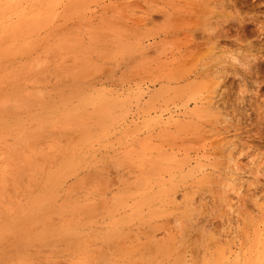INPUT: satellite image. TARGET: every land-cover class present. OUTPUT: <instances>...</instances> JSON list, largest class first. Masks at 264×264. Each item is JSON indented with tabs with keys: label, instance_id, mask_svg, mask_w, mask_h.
Returning a JSON list of instances; mask_svg holds the SVG:
<instances>
[{
	"label": "rangeland",
	"instance_id": "rangeland-1",
	"mask_svg": "<svg viewBox=\"0 0 264 264\" xmlns=\"http://www.w3.org/2000/svg\"><path fill=\"white\" fill-rule=\"evenodd\" d=\"M0 264H264V0H0Z\"/></svg>",
	"mask_w": 264,
	"mask_h": 264
},
{
	"label": "bare ground",
	"instance_id": "bare-ground-1",
	"mask_svg": "<svg viewBox=\"0 0 264 264\" xmlns=\"http://www.w3.org/2000/svg\"><path fill=\"white\" fill-rule=\"evenodd\" d=\"M64 110H66V109H64ZM43 118V117H42ZM45 120V119H44ZM46 123V122H45ZM74 157H75V155H74ZM78 159V158H77ZM69 172V171H68ZM140 260V259H139Z\"/></svg>",
	"mask_w": 264,
	"mask_h": 264
}]
</instances>
